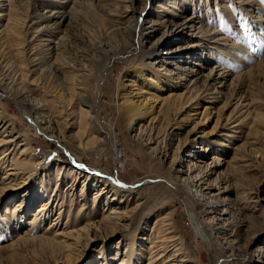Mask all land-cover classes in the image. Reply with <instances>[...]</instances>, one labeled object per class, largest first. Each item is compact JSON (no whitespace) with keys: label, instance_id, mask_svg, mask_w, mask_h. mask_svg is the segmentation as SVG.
<instances>
[{"label":"bare ground","instance_id":"bare-ground-1","mask_svg":"<svg viewBox=\"0 0 264 264\" xmlns=\"http://www.w3.org/2000/svg\"><path fill=\"white\" fill-rule=\"evenodd\" d=\"M86 1L88 0H33L32 7H34V11L31 15L32 23L29 26L27 22L25 23L18 16L17 11L23 8L25 0H0V92H3L8 99H11L10 101H15L24 110V114L38 131L46 134L51 139H55L67 151L70 149L63 144L64 140L73 147L84 149L86 153H89L91 152V147L89 146L91 138L89 140L86 139L89 136H93L94 133H101L102 128L93 121L95 114L93 115L92 113L95 110L91 103L87 102L83 97L85 92L77 93L79 101L84 105L85 109H82L83 112L78 115L76 122L74 120L68 123L65 118L64 121L59 118V115L65 113L66 110H71L72 118L73 113L75 114V111L73 112L72 110L74 107L70 99L72 94L65 87L66 77L63 76V69L71 67L73 64L72 67L78 72L74 77L76 84L79 85L80 90H85L91 86L95 64L111 51L108 43L107 46L94 48L95 52L100 54L99 56L95 53L96 57H93V52L89 53L90 51L79 48V43L84 44V40L81 38V33H79L77 28V13H79V6ZM93 1L98 5H102L99 2H103V0ZM124 1L132 4L134 0ZM185 1L187 3V0ZM224 1L221 0L220 3L225 6ZM251 1L236 0V3L243 5L244 3H252ZM188 2H191L188 6L177 0H163V2L157 3L158 12H156L155 18H151L146 32L139 31L140 28L137 23L132 21L118 32L115 31L123 44H125V41L134 40L137 45V42L142 41L141 39L150 37L163 27H166L165 30H162V33L151 41L148 50L156 45L158 46L154 47L155 49L152 52L141 55L143 58H151L156 53L160 57L158 58L159 60L154 61L153 65L141 69L134 75L136 78H140L141 83L145 84V86L146 83H149L146 86L148 89L140 86L128 89L129 93H124V101L121 104L120 113L129 129L134 131V139L136 141L140 140L144 151L150 156L155 157L167 151L166 148L171 141H177L172 162L178 163V167L174 168V181L172 180L171 183H174L179 189L186 190L192 197L195 208H197V212H193L191 216L192 223L200 236L210 243L216 244L228 258L235 257L242 246V241L248 239V250L251 253L249 264H264V248L256 246L264 240V228L250 231L248 214L242 210L247 207V204L240 202L242 199L239 196L237 197L238 199L230 197L234 186L232 182L225 181V186L220 185L218 179L221 176H217L212 182L209 181V177L214 173L213 168H211L213 162L217 165L220 163V159L216 156V151H220L221 148L213 146L215 144L213 139L210 137L205 138L206 134H203L205 135L203 136L199 134V129L196 130L199 123L210 119L208 117L210 115L207 110L208 107L199 112V114H202L201 118L194 119L192 117L198 113L197 111L200 107H203V101L207 103L214 101L210 100V98L216 97V95H213L214 93L226 94L223 90H219L220 88H225L229 85L233 87L237 80L239 82L244 77L250 79L255 69L263 66L262 61L264 59L249 68V70L241 74H235L230 78V83H227V81L229 76L233 75L231 73L232 69H227V67H222V65L216 63L206 72L205 70L208 68L205 67V64L211 63L215 58L214 55L220 54L226 57L228 55L230 59H236V57L233 56L230 50L221 48L219 45L222 40H225L222 30L208 28L203 24L200 25L199 23H201L202 19L200 15H183L186 9H189L194 4V0H188ZM70 3L71 5H69ZM215 3L217 6V2ZM39 6L42 8L39 9ZM209 6L208 8H211V5ZM249 8L250 6L246 11L251 14L253 11H249ZM133 9L135 8H132L131 12H133ZM150 13L153 14L151 10ZM261 19L264 20V17H261ZM132 20H135V17ZM20 26H25L26 33L33 34L34 38L40 40L37 45V54L32 58V65L38 66V76L45 79L48 77L54 78L52 85L55 90H51L48 85L41 90L48 97L47 93H52L51 95L54 96L53 106L58 107L56 117H53L52 112L50 113L49 111V98L41 96L39 92V97H33L32 93L37 92V88H24L26 91H23L24 89L21 86L19 75H23L21 70H23L24 63L13 60L12 55L13 42L20 34ZM190 29L193 30L190 34V40L177 45L175 48L168 47L170 43L169 37L175 40L177 33ZM135 37L138 39H135ZM163 37L164 41L162 43L158 42ZM24 42L28 45L30 42L33 43V40L26 38ZM232 44L235 45V42H232ZM226 45L231 47V44ZM240 48L241 46L237 45L236 50ZM127 49L128 53L140 52L139 48L136 46L132 47V45H129ZM174 53H180L177 58L180 62L172 61L171 67L165 73L166 78H164L162 77L164 74H160L159 66L156 63L162 62L161 66L165 65L164 62ZM212 53L215 54L212 55ZM97 56L100 58H97ZM183 61L185 64H182ZM236 61L242 60L236 59ZM134 82V79L127 82L125 84L126 88L129 86L134 87ZM197 84L201 85L198 86ZM153 85L160 92L168 87L171 90H174L172 89L173 87L177 89L184 87L186 93L177 94L169 91V97L166 99L154 93L153 96L158 101L156 103L151 93L149 97L147 94L150 86ZM165 86L167 87L165 88ZM134 90L138 91L131 95ZM231 95L232 97L228 96L227 100L233 98V94ZM241 98L240 96V101L237 102L238 105L243 104ZM163 105L165 109L171 110L169 115L162 113L161 108ZM158 107L160 110H157ZM6 111L7 108L0 101V135L3 131L8 132L5 134L6 138L0 140V149L7 144H12L9 149H3V154L0 156V170L3 166L6 167V171L0 178V202L3 200L2 195L6 192L18 191V195L12 207H8L6 212L0 214V235L5 236L4 234H6L7 237L9 232L13 231V239L11 241L4 244L0 243V253L9 250L13 255L5 258L0 254V264H10L9 259L12 260L21 254L24 257H28V255L37 257L39 254H44L45 256L67 260L72 257V249L87 242L88 239L91 240V235L98 236V234L104 232L107 233L105 235L125 232V220L128 221L132 216L125 209L122 211L116 209V206L126 196L125 188L115 183L114 179H107V173L98 171L94 174L77 165H67V167L59 168V175L55 179L49 175L39 176L34 171L33 162L25 159V157L28 158L32 154L34 144L38 140L37 135L32 137L29 133L18 134L19 121L14 119V121L12 119L8 121ZM153 111H155L154 114ZM180 113L184 114L181 119L177 117ZM83 115H89V119H85ZM148 115H150V119ZM190 120L194 125L184 135L179 136L180 132L177 131V127L178 129L184 127ZM157 121L158 125H153ZM75 125L78 127V132H83L84 134H86L85 131L88 130L90 125L88 135L85 138L83 136L68 138V131L74 128ZM162 129H167L166 134H161ZM100 139L101 143L107 142V137ZM203 143H207L208 146H203L199 150L198 145ZM16 144L17 146H15ZM19 149L21 157L15 155L16 150ZM259 149L255 148L250 154L257 155L260 152ZM221 151L225 152L226 150ZM207 154H214L213 161L207 162V159H205ZM23 156L24 158H22ZM234 156L243 158V154L240 153ZM79 176L85 177V180L80 192H77L75 183ZM63 177H73L71 182L66 185V189L64 188L71 197L69 201L68 196L64 195L67 199V204L71 206H69V214L64 224L59 222L63 211L67 210L64 205L65 198L60 194L59 188L63 183ZM52 178L56 183L51 189L49 186L50 182L53 181ZM92 186L97 187L92 197L93 206H95L93 209H96L95 200L99 197L106 202V206L102 210V218L94 220L92 211L84 216L85 221L76 230H68V222L75 200L82 198L84 201L75 215L74 220L78 221L80 213L86 210L87 192ZM36 203H38L37 207L32 210ZM239 204L243 206L240 207ZM30 210L34 212L33 217L26 222L28 226H24L23 219ZM54 211L56 213L46 225L47 228L41 231L42 224L46 222L51 212ZM130 211H133V209ZM161 218L167 221L166 225L168 227L163 230L166 232L162 236L159 235L156 240L149 241L150 247L147 250L149 252L144 263L142 261L143 258L145 259L143 253L146 249L143 250L141 238L136 237L134 233L130 236H123L124 239L120 240L118 245H115L117 250L114 254L116 256H111L112 253H110V248L107 247L106 242L102 244L100 247L102 256L93 264H199L192 259L195 251L189 245L186 246L183 236L177 234L179 231L177 230L178 225L174 209L168 210ZM49 232L50 235L48 234ZM142 238H144L143 235ZM119 244H122V246L125 244L124 251H119ZM178 257H180V260L177 262L175 259Z\"/></svg>","mask_w":264,"mask_h":264},{"label":"rangeland","instance_id":"rangeland-1","mask_svg":"<svg viewBox=\"0 0 264 264\" xmlns=\"http://www.w3.org/2000/svg\"><path fill=\"white\" fill-rule=\"evenodd\" d=\"M177 1L187 4V6L191 4L188 0L187 3H185V0ZM159 2H163V0H134L132 4L124 0H103V2H99L102 5H98L95 1L88 0L78 8L77 28L79 33H81L84 44L86 43L85 45L79 43V48H84L83 50H88V52L90 51L89 53L93 52V57H96V54L100 56L99 53L95 52L94 48H100V46L104 45L107 46L108 43L109 49L111 50L104 58L99 59L98 62L96 61L95 67L93 64L94 73L91 86L85 90H80L79 85L76 84L77 82L74 77L78 72L72 67L73 64L71 67L69 66L63 69V76L66 77L65 87L72 94L70 95V99L72 100V105L74 107L72 110L73 112L75 111V114L73 113V119L70 114L71 110H66L65 113L59 115V118H62L63 121L65 118L68 123L74 120L76 122L78 115L83 112L82 109H85L84 105L79 101L77 93L85 92L83 97L87 102L91 103L95 110V112L92 113L93 115L95 114L93 121L102 128L101 133H94L93 136H89L88 139H86L89 140L91 138L89 140L91 142L89 143L91 152L86 153L84 149L73 147L64 140L63 144L70 149L67 151L55 139H51L47 137L46 134L38 131L30 119L24 114V110L16 104L15 101H10L11 99H8L3 92H0L1 104L7 108L8 121H11L10 119L19 121V128L17 129V131H19L18 134L29 133L32 137L36 135L38 137L37 143L34 144V148L32 149V154H30L28 158L25 157V159L33 162L35 167L34 171H36L39 176L49 175L55 179L59 175L58 169L63 166L67 167V165H77L80 167L83 165L84 167L82 168L94 174L98 171L107 173V179H114V182L125 188L126 191L124 192H127L123 201L116 206V209L119 211L125 209L129 212V215L132 216L128 221L125 220V232L111 233L109 235H105L107 233L104 232L101 233L102 235L98 234V236L91 235V240L88 239L87 242L72 249L73 254L70 259L63 260L57 257L45 256L44 254V256L42 254H37V257H32L31 255L24 257L21 254L12 260L9 259L10 264H93L102 256V249L100 248L102 244L106 242L107 247L110 248V253H112L111 256H116V254H114L117 250L115 245H118V242L124 239L123 236H130L134 233L136 237H139V239L141 238L143 250L146 249L143 253L145 259L143 258L142 261L144 263L148 256L147 253L149 252L147 251L150 247L149 241L156 240L159 235L162 236L166 232L163 230L168 227L166 225L167 221L161 218V216L168 210L173 209L178 225L177 230L179 231L177 234L183 236L186 246L189 245L191 249L195 251L192 258L195 262L197 261L199 264H249L251 253L248 250V239L242 241V246L240 250L237 251L235 257L228 258L216 244L210 243L208 240L202 238L193 225L191 216L193 212H197V208H195L196 206L193 203L192 197L186 190L179 189L178 186L171 183L174 176V168L178 167V163L172 162L177 141H171L166 148L167 151L155 157L150 156L144 151V147L140 140L136 141L134 139V131L129 129L120 113L121 104H123L124 101V93L128 92V89L138 88L139 86L146 88L149 84L146 83L145 86V84L141 83L142 81L140 78H136L134 75L141 69L153 65L154 61L159 60L158 58L160 57H158L159 55L156 53L153 54L151 58H143L141 55L152 52L158 46L156 45L154 46L155 48L153 47L148 50L151 41L162 33V30H165L166 27H163L150 37L141 39L142 41L137 42V45L134 43V40L125 41V44H123L115 31L118 32L132 21L133 23H137L140 28L139 31L146 32L151 18H155L156 12H158L157 3ZM215 2H217V6L213 7L212 0H194V4L190 6L189 9H186L183 15H200L202 17L201 23H199L200 25L203 24L205 27L220 29L224 32L223 37L225 40H222L219 45L221 48L230 50L236 59L242 61H236L234 58L230 59L228 55L226 57L220 54L214 55L215 53H212L215 58L211 63L205 64V67L208 68L205 71L207 72L216 63L222 65V67H227V69H232L233 71L231 73L233 75L229 76L228 83L230 78L235 74H241L249 70V68L264 59V20L261 19V17H264V0H252V3H244L243 5L237 4L236 0H225V6L220 3L221 0H215ZM32 3L33 0H25L23 8L17 10L18 16L21 17L25 23L27 22L29 26L32 23L31 15L34 11ZM69 5H71V3ZM209 5H211V8H208L210 7ZM249 6V11H253L252 13L250 12L253 15L246 11ZM40 8L42 7L39 6V9ZM132 8H135L133 12H131ZM127 9L128 11H126ZM150 10L153 14L150 13ZM133 17H135V20H132ZM221 20H223L225 24L224 28L220 27ZM25 31V26H20V34L16 37L12 47L13 60L24 63L23 70H21L23 75H19L22 83V85H20L23 89L37 88V92H31L33 97H39V92L41 96L49 98V111L50 113L52 112L51 114L53 117H56L58 107L53 106L54 96L51 95L52 93H47V95H49L48 97L45 92L41 90L43 87H47V85L51 90H55V87L52 85L54 78L48 77L45 79L44 77L38 76V66L32 65V58L37 54V45L40 40L34 38L33 34L26 33ZM192 32L193 30L190 29L182 33H177V35H175V40L169 37L170 43L168 47L175 48L177 45L187 42L190 40V34ZM232 33L240 37L239 41ZM26 38H28V40L32 39L33 43L30 42L27 45V43L24 42ZM135 39L138 38L135 37ZM163 41L164 37L158 42L162 43ZM232 42H235V45H233ZM226 44H231V47ZM236 44L241 46L239 50H236ZM129 45H132V47L136 46L140 49V52L128 53L127 48ZM228 50H226L227 53H229ZM99 56H97V58H100ZM179 56L180 53H174L169 56L163 66H161L162 62L156 63L157 66H159L160 74H164L162 77L166 78L165 73L167 69L171 67L170 64L172 61H176L177 63L180 62L179 59H177ZM190 57L193 59L192 56ZM182 64H185V62L183 61ZM262 64L263 66L255 69L250 79L244 77L240 79L239 82L237 80L233 87L229 85L228 87L226 86L227 88H220L219 90H223L226 94L214 93L213 95H216V97L210 98V100L214 101L208 103L203 101V107H200L197 111L198 113L192 116L194 119L201 118L202 114H199V112L208 107L207 110L210 114L208 117H210V119L199 123L196 130L199 129L198 131L201 135L206 134V136L203 135L205 138L210 137L213 139L215 141L213 146L221 148V150H226L225 152L221 150L216 151V156L220 159V163L217 165L213 162L211 168H213L214 173L209 177V181L212 182L217 176H221L218 179L220 185L225 186V181L234 184L230 197L237 198L239 196L243 200L240 202H245L247 204V207L242 210L248 214L250 231L264 228V61H262ZM132 79L135 80L134 87L129 86L126 88L125 84ZM197 85L200 86L201 84ZM166 87L167 86H165V88ZM172 89L174 90L168 87L160 92L153 85L150 86L147 94L149 97L151 93L153 100L158 103L153 96L154 93L157 96L161 95L165 99L169 97V91H173L177 94L186 93L184 87L179 89L173 87ZM23 91L26 90L24 89ZM137 91L138 90H134L131 95L135 94ZM231 94H233V98L227 100L228 96L232 97ZM240 96L242 97L241 100H243V104L238 105L237 102L240 101ZM158 109L160 110L159 107L157 110ZM1 110H3V108H1ZM161 110L162 113L166 115H169V111H171L168 108L165 109L164 105ZM154 113L155 111H153V114ZM83 116L85 119H89V115ZM177 117L181 119L184 117V114L180 113ZM148 118L150 119V115H148ZM153 125H158V121ZM193 125L194 123L190 120L184 127L179 129L177 127V131L180 132L179 136L184 135ZM89 129L90 125L88 126V130ZM88 130L85 131L86 134L78 132V127L75 125L74 128L68 131L67 136L68 138H77V136H83V138H85L88 135ZM166 132L167 129L161 130L162 135L166 134ZM6 133L8 132H2L0 140L6 138ZM102 137H107V142L101 143L100 138ZM11 146L12 144H7L1 148L0 156L3 154V149H9ZM15 146H17V144ZM203 146H208V144H200L198 145V149H202ZM255 148H260V152L257 155H251V151ZM236 152L243 154V158L235 157L234 155L237 154ZM164 153L167 155L165 156ZM15 155L21 157L20 149L16 150ZM213 155L214 154H207V158H205L207 162L213 161ZM22 158H24V156ZM7 164H9V162H7ZM5 171L6 167L3 166L0 170V178ZM54 179L50 182L49 187L51 189L56 183ZM72 179L73 177H63V183L59 187L60 194L65 198V208L67 207V210L63 211L59 221L62 224L65 223L71 207L67 204V199L64 195L68 196V200L70 201L71 197L69 192L65 189L66 185L69 184ZM84 180L85 177L83 176H79L76 180L75 190H77V192H80V189L84 185ZM96 190L97 187L95 186L89 188L85 204L86 210L80 213L83 218L79 215L80 219L78 221L74 220L75 215L78 213L84 201L82 198L75 200L68 222V230H76L81 226L80 224L85 221L84 216L92 211L94 220H100L102 218V210L104 206H106V202L99 197L95 200L97 210L93 209L95 206H93L92 197ZM215 191L217 190L215 189ZM17 193L18 191H9L2 195L3 200L0 202V214L6 212L8 207H12L14 201L17 200ZM37 205L38 203L33 206L32 210L35 209ZM242 206L241 204L240 207ZM132 209L133 211H130ZM32 210L24 217V226H28L26 222L30 221L33 217L34 212ZM55 213L56 211L51 212L46 222L42 224L41 231L47 228L46 225L54 217ZM12 232L13 231H11V233L9 232L7 237L6 234H4L5 236L0 235V243L4 244L11 241L13 239ZM48 234L50 235V232ZM142 235L144 238H142ZM95 238L96 240H94ZM124 245L125 244H123V246L119 244V251H124ZM256 246L264 248V240ZM0 254L5 258L13 255L9 250H5ZM60 256L62 257V255ZM179 258L180 257L175 260L178 262V260H180Z\"/></svg>","mask_w":264,"mask_h":264},{"label":"snow or ice","instance_id":"snow-or-ice-1","mask_svg":"<svg viewBox=\"0 0 264 264\" xmlns=\"http://www.w3.org/2000/svg\"><path fill=\"white\" fill-rule=\"evenodd\" d=\"M212 5H213V7L216 6L215 0H212ZM220 27L221 28H224L225 27V24H224L223 20L220 21ZM232 35L239 41L240 37L236 36L235 33H232ZM234 54H235V52H234ZM81 167H84V166L81 165Z\"/></svg>","mask_w":264,"mask_h":264}]
</instances>
